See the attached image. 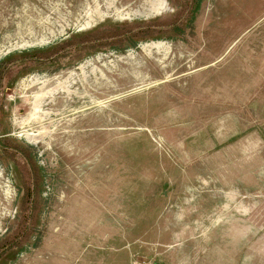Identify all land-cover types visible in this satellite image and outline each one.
I'll use <instances>...</instances> for the list:
<instances>
[{"label":"rangeland","instance_id":"374dc122","mask_svg":"<svg viewBox=\"0 0 264 264\" xmlns=\"http://www.w3.org/2000/svg\"><path fill=\"white\" fill-rule=\"evenodd\" d=\"M0 264H264V0H0Z\"/></svg>","mask_w":264,"mask_h":264}]
</instances>
